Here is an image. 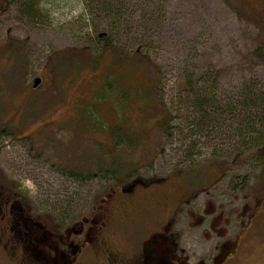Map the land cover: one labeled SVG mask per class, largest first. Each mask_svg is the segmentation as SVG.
<instances>
[{
  "label": "rangeland",
  "instance_id": "rangeland-1",
  "mask_svg": "<svg viewBox=\"0 0 264 264\" xmlns=\"http://www.w3.org/2000/svg\"><path fill=\"white\" fill-rule=\"evenodd\" d=\"M106 4L121 16L109 20ZM118 20L123 26L111 38ZM106 30L120 58L101 52L99 34ZM18 53L24 64L7 70ZM37 77L41 83L32 89ZM144 79L151 92L144 82L136 85ZM142 97L155 105L140 114L149 117L144 126L135 110ZM204 98L209 104L200 111L195 107ZM258 98H264V0H0V184L24 196L29 212L62 218L63 226V218L92 221L110 195L123 215L115 219L120 243L133 233L143 239L174 214L169 229L182 237L190 262L197 255L188 250V234L202 245L197 253L209 254L211 243L196 230L203 212L221 205L239 214L264 197V110L251 101ZM165 111L168 134L157 122ZM117 127L123 138L146 130L148 156L134 178L154 180L152 188L123 194L132 181L70 176L81 168L97 174L96 162H85L96 161L97 143H111ZM242 175L248 187L232 191ZM262 216L236 264H264ZM240 224L230 217L224 240L233 242Z\"/></svg>",
  "mask_w": 264,
  "mask_h": 264
},
{
  "label": "flooded vegetation",
  "instance_id": "flooded-vegetation-1",
  "mask_svg": "<svg viewBox=\"0 0 264 264\" xmlns=\"http://www.w3.org/2000/svg\"><path fill=\"white\" fill-rule=\"evenodd\" d=\"M153 181L134 180L127 193H122L130 194L138 185L152 188ZM109 198L110 195L103 198L94 209L92 221L91 216H86L68 224V219L63 218L64 223L67 221L63 226L62 218L56 217L54 221L48 216L32 214L24 203V196L0 184L1 264H236L241 243L253 236L256 224L264 215V205H260L263 196L252 207L243 205L239 214L232 209L224 211L221 205L217 211L212 205L198 218L196 228L199 236L202 234L211 243V252L204 256L197 253L202 245L188 234L191 243L187 245L188 250L197 255L191 263L185 248L180 247L182 237L169 229L174 214L157 228H148L143 239L133 233L120 243L119 234L114 233L115 219H123V215L113 209ZM230 217L239 218L241 223L233 242L224 240L223 229Z\"/></svg>",
  "mask_w": 264,
  "mask_h": 264
},
{
  "label": "trees",
  "instance_id": "trees-1",
  "mask_svg": "<svg viewBox=\"0 0 264 264\" xmlns=\"http://www.w3.org/2000/svg\"><path fill=\"white\" fill-rule=\"evenodd\" d=\"M24 9H26L27 14L31 15L33 12V9L31 8V4H27L24 6ZM106 12H107V16L109 18V20L113 19V16H121L119 15L120 9L116 10L115 14H114V10L116 9L113 5L111 4H106L105 6ZM123 15V14H122ZM115 21V20H114ZM121 26H123V23L118 20V22H114V25L112 28H110L111 30V38H115V35H117V27L122 28ZM116 29V30H113ZM99 39L101 41V43L103 44V48L101 50L102 53H108L111 57L117 59L120 58L121 51L118 50L116 48V45L113 46L112 43H109V35H108V31L106 30L105 32H102L99 34ZM14 54V53H10ZM137 56V54H135ZM254 55L260 57L261 55V50L260 48H256L254 51ZM17 60L12 61V62H7L6 64L9 65V68L7 70H11V71H16L18 70V68L22 67V64H24L23 61V57L20 56V54L18 53ZM131 63V62H130ZM143 62L140 63V65ZM130 66H133L132 64H129ZM143 65V64H142ZM8 66H6L4 64L3 68H6ZM147 84L146 85V90L147 92H151V90L148 88L150 87V83L149 80H142V81H138L136 82V85H140L142 83ZM185 86L187 88L186 92L189 93L191 95V93L193 92L192 90V86L189 83H185ZM196 86V85H195ZM103 87V91L104 93H107V89ZM112 87L109 88V92H112ZM111 90V91H110ZM146 94V93H145ZM102 93L100 92V96L99 99H102ZM143 98V97H142ZM124 97L121 96V100L123 101ZM252 101V105L255 102L259 103V106L261 107L260 109L264 110V98H258L257 100H251ZM154 102H151V98L149 97H144L143 99H140L138 101L137 106L135 107V110L137 112H139V115L137 117V121L141 124V126H144L145 123L147 122V120L149 119V117L144 116L145 118L141 117L140 114H145V108L147 109H155V105L153 104ZM208 102L206 101V98H204V100H199V106L195 107L196 109H200L201 110H205L207 109L208 106ZM263 106V107H262ZM210 108V106H209ZM163 110V107L161 108L160 111ZM264 113V112H263ZM159 118H157V122L158 125L161 127V131L164 134H168L169 133V125H170V114L165 112H160V114H158ZM141 118V119H140ZM263 121H264V117H263ZM91 126H93L92 123H88ZM92 128V127H91ZM121 129L120 127H117L115 129H113V135L111 133L110 136V142L108 144H98V148L95 150V152H98L97 154H95L94 156V160L92 161H84L86 164H92L93 162H96L95 166H93L92 168L96 170L97 174H91V170L92 169H88V172L84 169L81 168V170H79V172H73L70 174V176L74 179H78V178H83L86 176L87 178H90L91 175L94 177H97L98 175L102 174L104 177L107 178H111L114 179L118 182H129V181H134L139 179L138 178H134V175L136 174V172L139 171V167H140V162L139 160L142 159L143 157L146 158L147 155V149H146V145L149 144L147 142V137H146V130L145 129H139L137 130V134L135 133H130V136H123L120 133ZM104 132V131H102ZM142 135V136H141ZM119 137V140L117 139V137ZM116 140L114 143L113 141ZM111 144V145H110ZM120 145L124 147V149L120 150V153H117V149H120ZM144 148V149H143ZM129 149V150H128ZM126 150L129 152H126ZM144 151V153H143ZM100 152V153H99ZM98 157V158H97ZM83 162V163H84ZM264 171V170H263ZM262 174L264 175V172H262ZM131 182V183H132ZM250 182V179L248 177V175H242L239 176L238 178H236L235 180L232 181L231 183V190L232 191H243L245 188L248 187ZM130 183V184H131ZM129 184V185H130Z\"/></svg>",
  "mask_w": 264,
  "mask_h": 264
},
{
  "label": "water",
  "instance_id": "water-1",
  "mask_svg": "<svg viewBox=\"0 0 264 264\" xmlns=\"http://www.w3.org/2000/svg\"><path fill=\"white\" fill-rule=\"evenodd\" d=\"M41 83V78L37 77L33 80V83H32V89H35L37 88Z\"/></svg>",
  "mask_w": 264,
  "mask_h": 264
}]
</instances>
